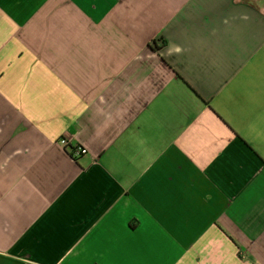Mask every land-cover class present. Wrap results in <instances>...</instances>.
Wrapping results in <instances>:
<instances>
[{
  "label": "crops",
  "instance_id": "crops-1",
  "mask_svg": "<svg viewBox=\"0 0 264 264\" xmlns=\"http://www.w3.org/2000/svg\"><path fill=\"white\" fill-rule=\"evenodd\" d=\"M0 264H264V0H0Z\"/></svg>",
  "mask_w": 264,
  "mask_h": 264
},
{
  "label": "built area",
  "instance_id": "built-area-1",
  "mask_svg": "<svg viewBox=\"0 0 264 264\" xmlns=\"http://www.w3.org/2000/svg\"><path fill=\"white\" fill-rule=\"evenodd\" d=\"M64 144H67V141L66 140H62ZM87 152L86 148H83V147H77L76 148V151L73 152L74 155H77V154H85Z\"/></svg>",
  "mask_w": 264,
  "mask_h": 264
}]
</instances>
